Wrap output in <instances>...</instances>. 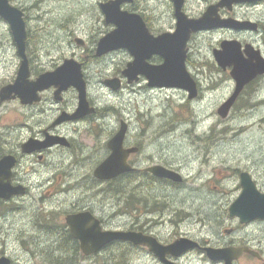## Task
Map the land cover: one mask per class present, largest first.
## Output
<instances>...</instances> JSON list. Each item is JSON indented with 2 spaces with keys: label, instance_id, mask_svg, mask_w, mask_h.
Segmentation results:
<instances>
[{
  "label": "rangeland",
  "instance_id": "rangeland-1",
  "mask_svg": "<svg viewBox=\"0 0 264 264\" xmlns=\"http://www.w3.org/2000/svg\"><path fill=\"white\" fill-rule=\"evenodd\" d=\"M30 1L34 0H21L24 4ZM98 1L101 0H45L42 10L52 12L45 18L47 21L53 19L60 22L70 11L69 16L78 18L79 23L89 18L84 7ZM190 1L192 9L202 7L201 0ZM238 16L264 19V6L243 9ZM6 29V25L0 22V40L6 50L5 57L0 61L7 63L4 71L0 65L1 82L14 76L13 54L9 48L11 41ZM218 43V37L211 35L196 37L187 46L193 59L210 65L213 63V49L218 47ZM259 44L264 53V43L260 41ZM96 45L97 41H89L84 48L73 46L72 49L85 57L86 52L96 49ZM51 49L64 48L56 42ZM156 60L157 64L161 63L160 58ZM131 61L132 57L125 49L114 50L102 58H94L93 54L87 60V100L91 107L107 112L90 124L81 123L79 128L98 132L103 141H106V134L118 131L120 121L128 125L131 134L144 130L146 136L152 138L151 150L155 158L158 160L162 157L170 168L182 175L184 183L180 187L161 184L154 187L153 204L163 208L149 217L155 222L161 218L165 222L163 227H154L155 234L169 240L183 237L215 249L248 247L264 258V220L242 225L236 217H229V207L241 193V173L252 175L256 185L264 188V79H257L247 86L229 116L222 119L217 115V110L234 90L230 70L218 71L212 65L206 70L198 69L197 77L203 92L200 98L189 100L179 89L148 87L144 77L129 84L122 76V70ZM111 78H118L123 83L117 92L104 83ZM208 113L211 120L206 119ZM95 140L98 141L90 135L85 140L92 150L96 147L100 149ZM98 151L95 152L96 158L99 157ZM208 166H211V170ZM39 195L38 192L33 193L30 195L32 202L22 204L20 201L18 205H13V211H7L5 208L8 206H0V254H6L12 264H49L47 258L50 255L57 257L58 251L63 250L56 232L65 225L63 214L70 208L72 198L59 195L49 199L57 205L58 212L55 213L58 220L54 224L55 229L48 232L38 228ZM122 195L119 199L108 193L102 197L93 194L95 202L91 203L99 206L101 216L108 222L107 226L123 227L131 223L132 211L126 208L131 196L128 197L127 192ZM101 202L104 209L100 208ZM172 220L179 223L173 226ZM226 230H232V234H225ZM140 253L127 243H119L112 247L109 245L102 249V253L88 258L81 254L80 249L77 256L72 252L66 254L70 264H113L114 260H120L123 264H161L149 254L138 256ZM185 255L176 263L223 264L222 261H210L205 253L189 252ZM238 260L232 264H263L254 257Z\"/></svg>",
  "mask_w": 264,
  "mask_h": 264
},
{
  "label": "flooded vegetation",
  "instance_id": "flooded-vegetation-1",
  "mask_svg": "<svg viewBox=\"0 0 264 264\" xmlns=\"http://www.w3.org/2000/svg\"><path fill=\"white\" fill-rule=\"evenodd\" d=\"M114 1L116 0H101L90 7H84V11L89 18L84 22L78 23V18L75 19L69 16L70 11L66 13L67 16L64 15L62 17L64 18L62 19L63 21L45 20L48 15H52L51 11L42 10V4L45 3V0H34L27 4L22 3L21 0H8L9 5L19 10L22 14L26 32L25 51L23 58L19 55L9 23L0 17V22L7 27L6 35L9 36L11 41L9 48L12 49V68L14 69L12 79L0 81V91L4 87L14 83L23 62L27 64L29 74L27 81L29 83L35 82L44 74L53 73L62 67L65 62H71L73 66H79L87 91V60L92 58L93 54L94 58H102L113 52H108L99 57L96 56L99 41L116 30L114 24L107 22V15L102 7ZM220 2L221 0H201L202 7L194 10L191 8L192 4L190 0H183L181 12L190 20L199 19L210 7L218 6ZM263 6L264 0H257L251 3H234L231 6L220 7L216 10L215 17L220 20L253 22L255 28H249L245 31L235 30L230 27L206 29L196 34H191L189 43L196 37L216 35L219 43L218 47L213 49V52L220 49L222 42L238 41L243 50L246 45H249L253 49L260 51L264 59V53L259 44L260 41L264 43V19L238 16V12L243 9H256ZM120 11L129 15L139 16L147 33L153 39L173 34L176 30V11L171 0H132L121 4ZM89 41H97V45L96 49L94 48L92 51L86 52L85 57L72 49L73 46L80 49L84 48ZM56 42L64 49H51V47L55 46ZM187 50L185 66L188 72L191 70L189 74L195 81L197 88L196 98H200L203 88L197 77L198 69L203 68L206 70L211 67L210 65L218 71L227 72L228 69L222 70L217 66L213 52V63L207 65V63L193 59L188 46ZM5 54V46L0 40V60L5 57ZM157 58L160 57L152 55L146 62L151 66L159 65L156 63ZM6 64L5 60L0 61L2 71L6 69ZM73 66H71L72 70ZM113 79L118 78L106 79L105 81ZM257 79H264V76ZM122 84L120 81V88ZM57 90V87L50 86L38 92L37 97L39 100L37 101L22 102L19 98L1 101L0 98V161L6 158L8 162H13L11 167H9L10 174L5 183L13 190L17 189L21 192V194H14L8 200H0V206H8L5 209L13 211V205H18L20 201H22V204L32 202L33 198L30 195L38 192L40 194L38 202L41 204V208L39 207L40 218L38 220V228L39 230L52 232L55 229L54 224L58 220L55 213L58 210L57 205L53 204V201L49 199L56 198L59 195H66L72 198L70 208L63 214L65 215L63 231L65 230L69 234L70 231L66 225V218L72 215L89 213L98 221L102 231H122L142 234L143 236L153 238L163 247H167L177 240L186 239L183 237L175 238L174 240L163 239L154 233L155 226L158 229L165 225V222L163 223L161 220L162 218L155 222L154 219L149 217L154 212H158L163 208L153 204L152 198L155 185L180 187L184 183V179L180 173L170 168L162 157L158 160L155 158L151 150L152 138L146 136V131H134V134H131L127 127L122 149L124 151L131 150L125 160L126 165L131 171L121 173L115 178L110 179V181L99 180L94 176V172L110 155L111 151L108 149V143L117 134L120 127L114 134H106V141L101 140L98 132L94 130L83 131V129L79 128L81 123L90 124L94 119L104 117L107 110L101 111L93 106L91 107L89 100H87L89 106L94 109V113L74 118L79 108L78 92L72 87L62 91L60 94H56ZM24 91L30 93L31 88H25ZM181 93L188 96V93L184 90ZM121 124L122 121H120L119 126ZM114 131L112 130V132ZM88 135L100 141L98 143L95 140L100 145V149L94 146L93 148L95 149L92 150L89 145H86L85 140L88 139ZM97 151L99 152L98 158H96L97 153H95ZM6 166L8 167L9 164L6 163ZM154 167H162L173 171L181 176L182 181L175 183L168 179L158 178L150 171ZM250 177L252 179V175ZM252 181L254 180L252 179ZM239 186L241 188V185ZM256 187L259 192L264 193V188L261 189L257 185ZM126 192L128 197L131 196V201L129 200L130 204H126V208L129 207L132 211L130 214L131 223L129 226L123 227L107 226L108 222L101 216L98 209L99 206L91 203V201L95 202L93 194L102 197L108 193L121 197L123 196L122 194L126 195ZM111 199L115 198L111 197ZM100 208H105L102 202ZM47 213L48 215H46ZM181 221L180 218L179 222ZM179 222L172 220L171 223L173 226H176ZM225 234H232V230H226ZM76 242L80 249L79 242ZM129 245L136 251H141L138 256L143 253L149 254L161 263L158 256L150 252L147 247L136 246L130 243ZM198 245L199 248L188 250L178 257L166 255L165 260L177 264L176 261L186 256V253H205L203 249L206 247L201 246L199 243ZM237 249L251 251L248 247H239ZM100 253H102V250L98 254ZM251 253L243 252L238 259L254 257L255 260L264 264V258L261 254L253 251ZM2 257L7 256L1 253L0 258Z\"/></svg>",
  "mask_w": 264,
  "mask_h": 264
},
{
  "label": "water",
  "instance_id": "water-1",
  "mask_svg": "<svg viewBox=\"0 0 264 264\" xmlns=\"http://www.w3.org/2000/svg\"><path fill=\"white\" fill-rule=\"evenodd\" d=\"M132 0H116L103 7L107 15V22L116 26V30L104 37L97 45L96 56H102L108 52L125 49L132 56L133 61L126 65L122 76L129 84L138 82L141 77L147 80L150 88H168L184 90L188 93V99L197 96L195 81L185 66L187 57V44L191 34H196L206 29L230 27L235 30H247L255 28L251 22H239L236 20H220L215 17L216 10L220 7L231 6L234 3H251L257 0H221L218 6L210 7L199 19H188L182 12L183 0H171L176 11V30L173 34L160 36L153 39L147 33L139 16L129 15L120 11V5ZM0 17L7 21L11 27L18 52L24 58L26 32L22 20V14L16 8L9 5L8 0H0ZM136 23L137 26H136ZM217 66L222 70L230 68V77L234 82V90L231 96L218 108L217 115L226 119L240 97L244 88L264 75V59L260 51L246 45L244 50L238 41H225L220 44V49L213 52ZM152 55H158L162 63L156 66L149 65L146 61ZM71 62L58 68L53 73L40 76L35 82L29 83L26 62L19 68L13 84L4 87L0 91L1 101L19 98L22 102L39 100L37 93L50 86L58 88L56 94H60L68 88H74L78 92L79 108L74 116L93 114L94 109L89 106L86 96V84L82 79L79 66H73ZM111 90L120 88V80L105 81ZM31 88L30 93L24 91ZM127 131V125L122 122L119 131L109 141L110 155L95 170L94 176L99 180H110L117 175L131 171L126 165V156L131 152L122 149L123 138ZM6 163L9 166H6ZM13 162L8 159L0 161V200H8L14 194H21L17 189H12L5 180L9 178L10 168ZM150 171L158 178L168 179L180 183L179 174L162 167H154ZM241 193L229 207V217H236L241 224H249L253 221L264 220V193L259 192L256 184L247 173L240 174ZM66 225L70 236L79 242L81 253L88 257L97 254L104 247L114 242H128L136 246H145L154 253L164 264H174L165 260L166 255L178 257L188 250L199 248V245L187 239H180L173 244L163 247L156 240L133 232L102 231L98 221L89 213L68 216ZM207 257L213 261H223L224 264H232L247 249L236 248H204ZM252 254V253H251ZM0 264H11L6 257L0 258Z\"/></svg>",
  "mask_w": 264,
  "mask_h": 264
},
{
  "label": "trees",
  "instance_id": "trees-1",
  "mask_svg": "<svg viewBox=\"0 0 264 264\" xmlns=\"http://www.w3.org/2000/svg\"><path fill=\"white\" fill-rule=\"evenodd\" d=\"M245 106H248V104H246ZM61 230L56 232L58 233V237L62 243L61 246H63V253L62 251H58V256L57 257H54V255H50L48 258H47V262L49 264H70L69 262L70 261H67V257H68V254L66 253H69V252H72L75 256H77L79 254V247L77 245V242L74 241L69 233L67 231H63V227L60 228ZM54 235V234H53ZM64 244V245H63ZM119 243H114V244H111V247L114 246V245H117ZM113 264H123L120 260H114Z\"/></svg>",
  "mask_w": 264,
  "mask_h": 264
},
{
  "label": "bare ground",
  "instance_id": "bare-ground-1",
  "mask_svg": "<svg viewBox=\"0 0 264 264\" xmlns=\"http://www.w3.org/2000/svg\"><path fill=\"white\" fill-rule=\"evenodd\" d=\"M211 118H212V117H211V114L208 113L207 116H206V119H207V120H211ZM182 133H183V132H182ZM183 135H184V134H183ZM188 135H189V134H188ZM183 138H185V137L183 136ZM186 138H187V137H186ZM187 139H188V138H187ZM184 140H185V139H184ZM184 140H183V141H184ZM185 142H186V141H185ZM187 144H188V141H187ZM186 146H188V145H186ZM208 167H209V170H211V166H208ZM200 172H201V170L198 171L197 176L199 175ZM197 176H196V177H197ZM226 176H227V175H226ZM109 181H110V180H109ZM113 194H114V193H113ZM93 197H94V196H93ZM119 199H120V197H119ZM130 199H131V198H130ZM111 205H112V204H111ZM187 214H188V213H187ZM188 215H189V214H188ZM191 215H192V214H191ZM110 218H111V217H110Z\"/></svg>",
  "mask_w": 264,
  "mask_h": 264
}]
</instances>
